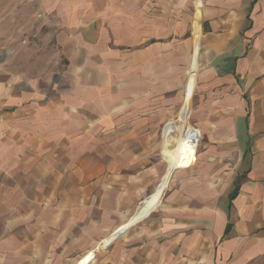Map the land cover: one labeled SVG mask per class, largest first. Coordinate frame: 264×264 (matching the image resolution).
<instances>
[{
  "label": "crops",
  "instance_id": "1",
  "mask_svg": "<svg viewBox=\"0 0 264 264\" xmlns=\"http://www.w3.org/2000/svg\"><path fill=\"white\" fill-rule=\"evenodd\" d=\"M32 1L64 63L0 65V264H264V0Z\"/></svg>",
  "mask_w": 264,
  "mask_h": 264
},
{
  "label": "rangeland",
  "instance_id": "2",
  "mask_svg": "<svg viewBox=\"0 0 264 264\" xmlns=\"http://www.w3.org/2000/svg\"><path fill=\"white\" fill-rule=\"evenodd\" d=\"M19 2L20 0L18 1V3ZM34 6L35 5L32 0H30V2L28 3L22 4L21 10L27 8V13L16 15L17 22L12 19L7 21L1 19L0 21V53L5 54V58L0 62V65L6 66L11 71L23 72L29 76L32 75L37 76L38 74H44L47 71V69L49 70L51 68H53V70L56 71L58 69H61L62 64L64 63L61 53L59 51L60 48L56 44L53 45H51V43H49L48 45L45 44L51 38V34L53 30L46 27H40L39 23H41L40 21L42 17L40 18V16L36 13ZM13 15L14 14L11 13L10 16L13 17ZM25 23H28L26 25L27 26L26 30L24 31L14 30V26L16 24L22 25ZM30 33L33 35V36L31 35L32 37H30ZM21 39L25 41L22 44H19V42H21ZM46 54H49L48 56L52 57V61H48L45 59ZM189 103H190V99H189ZM182 104H183V100H181V102L178 104L179 106L174 111V114H171L165 120H161L160 122H158L157 125V132L160 138V140L158 141L159 148L157 151V156L159 160H162L164 162L165 169L167 167V161L163 155L164 147L171 149L175 146L176 143L175 141H172V139L179 137L180 135H182L183 132V131L180 132V130L178 129V126L180 124H183L184 126L186 123V125L191 126L189 124V120L186 121L178 120L177 115ZM170 122H173L174 125L171 128V132L169 135V139H171V141H169L166 144L167 138L163 135V130ZM174 173L175 172L172 173L168 183L171 182ZM166 189L167 186L163 191L165 192ZM96 259L97 258L94 257L92 262H95Z\"/></svg>",
  "mask_w": 264,
  "mask_h": 264
},
{
  "label": "water",
  "instance_id": "3",
  "mask_svg": "<svg viewBox=\"0 0 264 264\" xmlns=\"http://www.w3.org/2000/svg\"><path fill=\"white\" fill-rule=\"evenodd\" d=\"M5 58V54L4 53H0V62Z\"/></svg>",
  "mask_w": 264,
  "mask_h": 264
},
{
  "label": "built area",
  "instance_id": "4",
  "mask_svg": "<svg viewBox=\"0 0 264 264\" xmlns=\"http://www.w3.org/2000/svg\"><path fill=\"white\" fill-rule=\"evenodd\" d=\"M199 134L197 133V137L195 138L196 139V143L198 142V140H199ZM94 253V252H93ZM93 257H95V253H94V256Z\"/></svg>",
  "mask_w": 264,
  "mask_h": 264
}]
</instances>
